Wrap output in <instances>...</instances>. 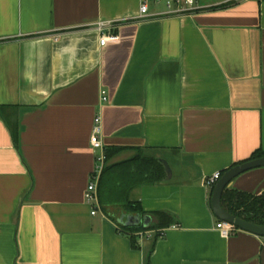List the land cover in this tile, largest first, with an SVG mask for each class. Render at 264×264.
I'll use <instances>...</instances> for the list:
<instances>
[{
    "label": "crops",
    "instance_id": "obj_1",
    "mask_svg": "<svg viewBox=\"0 0 264 264\" xmlns=\"http://www.w3.org/2000/svg\"><path fill=\"white\" fill-rule=\"evenodd\" d=\"M141 5L0 0V264H145L152 247L149 264H262L264 238L217 230L206 180L264 151V0ZM96 116L104 148H124L110 163L141 152L166 171L130 197L177 224L138 249L118 231L132 215L85 198ZM230 188L263 194L264 167Z\"/></svg>",
    "mask_w": 264,
    "mask_h": 264
},
{
    "label": "trees",
    "instance_id": "obj_2",
    "mask_svg": "<svg viewBox=\"0 0 264 264\" xmlns=\"http://www.w3.org/2000/svg\"><path fill=\"white\" fill-rule=\"evenodd\" d=\"M232 4L230 3L226 6L228 7ZM8 127L12 133L15 145L18 147V124H8ZM123 149H105L106 163L98 181V198L103 210H106L109 206H120L128 215L140 217L150 216L152 218L148 229H145L143 224L126 228L118 225V231L130 235L133 247L138 249L137 234L155 231L157 233L156 236L160 237V232L176 225L177 219L165 212L146 213L143 211L139 202L131 200L130 194L134 189L144 185H156L165 182L166 171L159 160L145 156L141 152L132 160L118 164L110 163V160ZM262 157H264V151L257 150L248 160L242 163ZM225 172L221 173V175ZM213 189L211 191L212 194ZM222 206L227 212L236 217L264 226V193L256 196L227 188L222 196ZM153 249L154 247L150 250L145 264L150 263Z\"/></svg>",
    "mask_w": 264,
    "mask_h": 264
},
{
    "label": "built area",
    "instance_id": "obj_3",
    "mask_svg": "<svg viewBox=\"0 0 264 264\" xmlns=\"http://www.w3.org/2000/svg\"><path fill=\"white\" fill-rule=\"evenodd\" d=\"M157 3L164 1L167 14L168 15H182L196 10V0H155ZM149 12L148 0H142V5L140 9L141 16H147ZM111 23L102 22L97 25V29L100 32H104L106 29L110 28ZM104 43V40L102 41ZM102 101L107 102L108 97L105 91H102ZM102 126H101V117L96 116L94 119V128L91 136V144L94 150L99 151L101 154L97 157V165L93 174L92 182L88 186V189L85 194L86 201L92 206L98 205V181L101 176V173L104 169L106 163L105 148L102 143ZM222 177L221 173H215L206 180V184L209 187L214 188L216 183ZM96 214V210L92 212V215ZM217 230L220 232L222 237L229 238L234 233L239 231L234 225L227 223L225 221H219L216 226Z\"/></svg>",
    "mask_w": 264,
    "mask_h": 264
},
{
    "label": "water",
    "instance_id": "obj_4",
    "mask_svg": "<svg viewBox=\"0 0 264 264\" xmlns=\"http://www.w3.org/2000/svg\"><path fill=\"white\" fill-rule=\"evenodd\" d=\"M261 167H264V157L251 160L242 164H238L228 169L214 186L213 194L211 198V207L215 216L220 221H225L227 223L234 225L241 231H245L253 235L264 238V226L258 225L253 222H248L239 217H236L230 214L229 212H227L222 206L223 193L225 189L231 187L234 179L247 171ZM119 222L124 224L126 227H136L143 224L144 228L148 229L152 222V218L150 216L140 217V216L132 215V216H127L126 218L122 217L119 220ZM262 264H264V250L262 254Z\"/></svg>",
    "mask_w": 264,
    "mask_h": 264
}]
</instances>
